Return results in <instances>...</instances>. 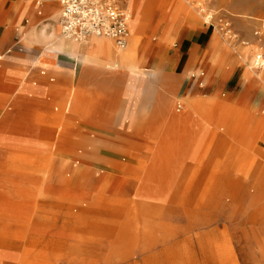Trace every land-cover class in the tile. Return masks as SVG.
I'll return each mask as SVG.
<instances>
[{
    "label": "bare ground",
    "instance_id": "6f19581e",
    "mask_svg": "<svg viewBox=\"0 0 264 264\" xmlns=\"http://www.w3.org/2000/svg\"><path fill=\"white\" fill-rule=\"evenodd\" d=\"M182 1L166 0L167 12L161 14L157 0H129L132 39L125 51L116 49L110 39L104 37H93L98 39L92 45L81 46L78 41L57 40L51 34L32 35L51 58V63L41 58H36L34 65L32 63V68L45 65L41 74L45 75L49 66L61 70L59 65L52 63V57L56 59L59 53L85 66V71L70 90L55 84L29 81L21 68L27 64L23 58L20 68L13 69L5 64L6 55L0 53V93L4 100H9L0 108V264H49L51 258L59 255L52 254L55 249L78 237L80 220L85 218L82 213L116 209L115 205L123 201L128 186L135 179L140 182L139 202L174 203L177 172L191 159L194 141L200 139L203 143L209 139V150L219 137L224 146L229 145L225 135L233 131V112L227 108L229 104L219 100L215 70L222 64V58L217 53L218 39L213 42L203 64L191 72L192 82L194 78L199 80L197 87L189 85L181 92L178 83H168L166 93L156 97L153 116L146 125L136 115L135 108L119 116L114 90L126 93L129 84L126 78L144 76L162 42L175 43L166 73L176 77L184 72L188 43L181 31L174 35L175 22L178 19L190 24L196 18L191 12L195 6ZM48 2L26 0L21 5L20 16L26 17L22 25L23 42L30 43L26 36L30 23L27 17L39 16L45 8L51 16L61 10L60 0ZM238 16L247 14L242 11ZM145 25L155 32L154 47L143 42L140 32ZM160 28L163 32L158 38L156 32ZM206 38H210V34ZM211 70L215 72L209 76L207 73ZM231 71L225 66L222 78L228 77ZM242 75L251 83L238 103L246 108L243 113L257 140H263L264 95L255 96L252 88L264 82V71L251 68L248 54H244L232 85ZM204 79L206 83L202 81ZM55 80L51 78V81ZM41 90L46 96L38 99V96L43 97ZM132 93L138 94V91ZM15 96H21L20 99L25 101L35 96L37 103L43 106L55 105L65 116L64 124L58 127L22 126L20 119L14 116L16 103H19ZM117 120L126 134L137 130L139 139L118 150L103 148L100 143L104 132L113 128ZM11 147L29 148L41 155L51 150L54 155L37 160L24 157L6 160ZM256 149L258 158L253 168L243 176L234 177L233 183L234 188L246 189L250 185L254 187L251 195L262 197L264 146L258 144ZM127 172L132 174L130 178ZM88 219L89 216L84 220Z\"/></svg>",
    "mask_w": 264,
    "mask_h": 264
},
{
    "label": "rangeland",
    "instance_id": "374dc122",
    "mask_svg": "<svg viewBox=\"0 0 264 264\" xmlns=\"http://www.w3.org/2000/svg\"><path fill=\"white\" fill-rule=\"evenodd\" d=\"M25 2L26 0H0L2 25L9 26L11 22L13 24L9 29L13 36L5 37L0 44L3 47L0 53L4 56L6 53H16V49L9 45L14 41L17 50L22 49L19 52L20 57L28 64H24L22 69L30 81H38L41 85L55 84L70 90L85 71V66L77 60L72 62L73 58L59 53L56 59L52 57V63L62 67L61 70L49 66L45 75L41 74L42 69L46 68L45 65L31 67L36 58L51 63L45 48L32 35L46 33L57 40H66L59 32L58 19L61 10L51 16L45 8L39 16L33 14L27 17L30 23L26 36L30 43H26L23 42L25 35L22 27L26 17L20 16V7ZM55 2L56 0H49L48 3ZM156 3L160 7V13L165 14L166 0H157ZM209 5L214 14L210 21L205 19L195 5V10L191 9L196 18L195 22L185 24L178 19L175 22L177 27L174 35L182 32L191 53V45L197 37L204 32L210 34L194 65L189 60L183 73L170 77L166 71L169 70L175 43L162 42L157 46L153 59L157 53H162L163 61L166 60L165 65L161 68L156 63L157 59L152 60L144 71V76L126 78L129 83L126 93L114 91L118 100L119 116L122 112L135 108L136 115L146 125L153 116L156 97L166 93L168 83H178L181 92L189 85L197 87L199 80L194 78L192 82L191 72L203 64L213 42L218 39L217 53L221 55L222 64L217 67L216 72L213 71L217 74L219 100L229 104L230 107L227 108L233 112V131L225 135L229 145L224 146L219 137L209 150V139L203 143L200 139L194 141L191 159L177 172L174 203L139 202L137 192L140 182L135 179L128 186L123 201L115 205L116 209L102 213H82V216H89V219L80 220L78 237L67 240L63 246L55 249L52 254L59 255L51 258L49 264H264V195H251L254 187L248 185L246 189L240 186L234 188L233 183L234 177L243 176L253 168L258 158L256 145L264 146V139L257 140L247 116L243 113L246 108L238 103L245 96L251 81L242 75L232 85L244 54H248L250 67L255 69L253 57L258 49L255 32L264 21V0H210ZM242 11L247 16H238ZM219 16L228 21V30L222 28V23L218 21ZM162 32L163 29L160 28L156 36L160 38ZM140 33L147 46L151 47L155 43L152 40L155 32L148 25ZM96 39L98 38L77 43L81 46L92 45ZM131 39L130 33L125 47L118 46L112 39L110 41L116 49L125 51L130 46ZM8 48L13 50L9 52ZM225 66L232 71L228 77L222 78L221 73ZM213 71L207 74L210 76ZM51 78L56 80L51 81ZM202 81L207 82L205 79ZM133 90H137L138 94L132 93ZM252 91L255 96L264 95V82L254 85ZM41 92L43 97L38 96V99L46 96L44 90ZM1 95L0 93V108L9 101L4 100ZM20 97H14L19 101L16 103L17 113L14 116L20 119L22 126L58 127L64 124L65 116L61 109L56 110L55 105L50 108L46 104L43 106L42 103H37L35 96L29 97L28 101ZM136 131L131 134L124 133L117 120L113 128L104 132L100 145L106 149L118 150L121 146L139 139ZM43 154L46 155L29 148L11 147L5 157H8L6 160L14 161L23 157L37 160L42 156L54 155L51 150H46ZM142 154L146 156V153ZM126 175L130 178L132 174L127 172Z\"/></svg>",
    "mask_w": 264,
    "mask_h": 264
},
{
    "label": "built area",
    "instance_id": "2783aa9c",
    "mask_svg": "<svg viewBox=\"0 0 264 264\" xmlns=\"http://www.w3.org/2000/svg\"><path fill=\"white\" fill-rule=\"evenodd\" d=\"M62 4L58 19L60 35L78 42L93 37L112 39L120 47H125L131 33L129 0H60ZM196 5L199 12L209 21L214 14L210 0H184ZM222 28L228 30L229 23L219 16ZM258 49L253 57L255 69H264V21L256 30Z\"/></svg>",
    "mask_w": 264,
    "mask_h": 264
},
{
    "label": "crops",
    "instance_id": "0c3cea01",
    "mask_svg": "<svg viewBox=\"0 0 264 264\" xmlns=\"http://www.w3.org/2000/svg\"><path fill=\"white\" fill-rule=\"evenodd\" d=\"M12 22H11V24L9 25V26H4V25H2V16H1V13H0V44H2V41H4V39H5V37H9L10 35H12L13 36V33L12 32H10V28L12 27ZM12 31V30H11ZM206 36H207V33H202L201 35H199L198 37H197V39L192 43V53L191 52H189V50H190V46L187 48V55H188V58L186 59V62H185V66L188 64V61L189 60H192V65H194L195 64V60L197 59V57L199 56V54L201 53V51H202V49H203V47L206 45V43H207V38H206ZM130 39V38H129ZM9 45H12V47L14 48V49H16L14 52H16V53H11V54H8V53H6L5 55V64L6 65H10V66H12V68L13 69H18V68H20V63H22L21 62V58L22 57H20V53L19 52H21L22 51V49L20 48V51H18L17 50V44L16 43H14V41L12 42V43H10ZM1 48H3L2 47V45H0V49ZM13 48L12 49H9L8 51L9 52H11L12 50H13ZM159 53H157V55H155V58L153 59V61H155L156 59H157V61H156V63H157V65L158 66H161V68H162V66H164L165 65V62H166V60H164L163 61V54L162 53H160L159 55H158ZM34 61V60H33ZM73 61H75L74 59H72V62ZM19 63V64H18ZM170 65H171V61H169V65H168V67L170 68ZM22 66V65H21ZM184 66V67H185ZM22 68V67H21ZM62 68V67H61ZM65 68V67H64ZM28 80H29V78H28ZM30 81V80H29Z\"/></svg>",
    "mask_w": 264,
    "mask_h": 264
}]
</instances>
